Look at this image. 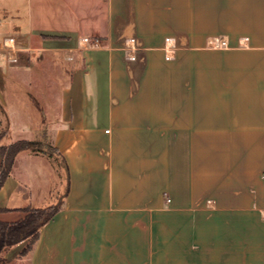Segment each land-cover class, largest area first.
<instances>
[{"label":"crops","instance_id":"obj_1","mask_svg":"<svg viewBox=\"0 0 264 264\" xmlns=\"http://www.w3.org/2000/svg\"><path fill=\"white\" fill-rule=\"evenodd\" d=\"M0 106L28 264H264V0H0Z\"/></svg>","mask_w":264,"mask_h":264},{"label":"trees","instance_id":"obj_2","mask_svg":"<svg viewBox=\"0 0 264 264\" xmlns=\"http://www.w3.org/2000/svg\"><path fill=\"white\" fill-rule=\"evenodd\" d=\"M0 113H3L1 106ZM4 137L5 133H0V143ZM47 146L52 151L51 155H54L55 151L53 147L48 144ZM29 147L30 142L24 140L16 141L9 145H0V154L3 160L0 167V190L13 169L16 157L19 153L27 150ZM58 211L59 207H49L45 209L28 208L26 210V216L18 221L7 222L0 219V264L3 263L1 254L5 249L30 238L33 239L29 248V251H31L38 238L40 225L51 219ZM2 212L3 210L0 209V214Z\"/></svg>","mask_w":264,"mask_h":264},{"label":"rangeland","instance_id":"obj_3","mask_svg":"<svg viewBox=\"0 0 264 264\" xmlns=\"http://www.w3.org/2000/svg\"><path fill=\"white\" fill-rule=\"evenodd\" d=\"M6 123H7V121H6L5 117H4V115L2 113H0V133L4 132L6 134V131H7V125H6ZM31 149L35 153H45L46 154V158H48L47 156H50L52 154V151L49 149V147L47 145L46 146L39 145V147L36 146V145H33L31 147ZM43 150H45V151H43ZM33 156H35V155L33 154ZM36 156H40V154L39 155H36ZM45 160L46 159H43V160H41L39 162H35L36 160H34V161L32 160V162H31L32 167L34 166L35 168L36 167H39L40 168L43 165L45 167H48L51 163L49 161H45ZM24 163L26 164L25 161H24ZM51 166H52V164H51ZM22 174H23V172H22ZM23 178H24V176H23ZM42 179L43 180H47V175L44 172H43V175H42ZM34 180L36 181L35 182L36 183V187H37L36 189H39V187L41 185L40 183H42V184L44 183V181L40 180L39 178H38V181H37L36 177H35ZM57 206H59V202H54V204H53L52 207L57 208ZM32 240L33 239L30 238V239L25 240L24 242H21V243H19L17 245L12 246V247H15V246L20 245L16 249L18 252H20L16 259L15 258L14 259H11L10 258V255H8V252H9V250L12 247H9V248L5 249L3 251V253L1 254V258L3 260V263L2 264H28V253H29V248H30V245L32 243Z\"/></svg>","mask_w":264,"mask_h":264},{"label":"built area","instance_id":"obj_4","mask_svg":"<svg viewBox=\"0 0 264 264\" xmlns=\"http://www.w3.org/2000/svg\"><path fill=\"white\" fill-rule=\"evenodd\" d=\"M167 41H169V39Z\"/></svg>","mask_w":264,"mask_h":264}]
</instances>
